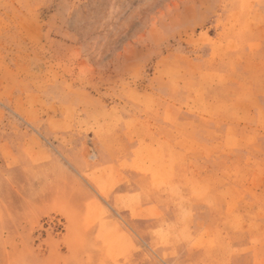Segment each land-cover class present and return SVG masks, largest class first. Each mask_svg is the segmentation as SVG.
I'll list each match as a JSON object with an SVG mask.
<instances>
[{"label": "rangeland", "instance_id": "rangeland-1", "mask_svg": "<svg viewBox=\"0 0 264 264\" xmlns=\"http://www.w3.org/2000/svg\"><path fill=\"white\" fill-rule=\"evenodd\" d=\"M0 264H264V0H0Z\"/></svg>", "mask_w": 264, "mask_h": 264}]
</instances>
